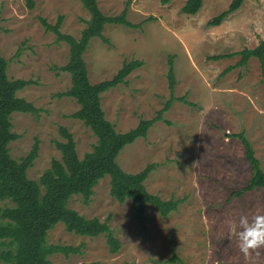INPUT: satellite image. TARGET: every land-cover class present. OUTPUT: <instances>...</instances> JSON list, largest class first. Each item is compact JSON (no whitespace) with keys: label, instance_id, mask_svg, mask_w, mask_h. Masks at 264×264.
<instances>
[{"label":"rangeland","instance_id":"rangeland-1","mask_svg":"<svg viewBox=\"0 0 264 264\" xmlns=\"http://www.w3.org/2000/svg\"><path fill=\"white\" fill-rule=\"evenodd\" d=\"M231 1L203 0L195 15H186L181 12L185 0L166 5L159 0H97L107 17L118 16L127 6L126 20L140 25L106 24L102 35L108 43L93 38L83 54L92 84L111 80L131 60L142 62L125 83L100 95L104 117L114 130L125 133L140 120L155 118L171 95L195 105L172 103L145 138L125 146L116 158L128 174L155 165L144 182L146 190L163 201L181 203L167 218L147 207L140 226L132 217L130 200L120 204L110 196L106 176L93 188L89 204L74 196L68 208L86 219L106 221L120 243L119 251H109L104 235L77 236L59 223L48 232L47 243L79 248V253L53 254L50 264H264V249L259 256L244 259L228 227L241 215L264 214V190L233 194L250 180L251 166L240 140L229 137L243 133L264 171V84L259 62L251 58L238 67L240 56L234 55L264 41V0H245L219 26H208ZM33 2L34 8L28 9L24 0H0V56L7 61L10 80L32 82L16 95L39 113L10 116V131L19 138L8 147L10 157L18 161L38 141V156L26 172L30 180L38 181L51 161L61 157L54 145L64 141L60 127L72 135L79 159L92 151L96 138L71 118L79 107L63 95L70 76L59 68L68 62L69 46L40 23L44 19L54 25L61 17L60 33L79 39L89 13L79 0ZM217 55L225 58L211 59ZM169 56L175 74L172 93ZM230 66L235 68L224 74ZM12 206L0 201V213Z\"/></svg>","mask_w":264,"mask_h":264},{"label":"trees","instance_id":"trees-1","mask_svg":"<svg viewBox=\"0 0 264 264\" xmlns=\"http://www.w3.org/2000/svg\"><path fill=\"white\" fill-rule=\"evenodd\" d=\"M28 9L34 8L33 0H24ZM82 7L89 13L90 19L82 30L79 39L60 33L62 18L59 17L54 25L40 19L46 31L56 35L57 41H64L69 46L68 62L59 68L70 76V87L63 93L73 99L79 109L71 118L82 122L96 138L90 153L78 158L75 142L72 135L63 127L59 128L62 142L56 141L55 148L60 153L59 160L53 159L47 170L38 181L27 177V170L38 156V141L36 140L28 155L18 161L9 154V143L19 138L11 132L10 116L13 113L31 114L37 116L39 109L32 106L17 92L31 85V81L22 79L10 80L7 77V61L0 56V201L7 200L13 204L1 210L0 213V261L5 264H50L48 257L61 253L65 256L78 254L79 248L71 246L48 244V232L61 223L66 232L81 237L96 238L104 235L111 253L120 249V243L113 235L106 221L100 222L97 218L86 219L75 210L68 208V201L79 196L84 205L89 204L93 196V188L104 177H109V194L118 203L130 200L132 217L143 226L146 208L154 207L162 218H167L177 211L181 200L163 201L157 195L150 194L144 182L154 171L155 165L148 164L136 174L124 172L116 162V158L125 146L147 136L148 130L162 120L166 112L175 101L188 106H195L185 97H173L165 103L157 116L152 119L140 120L137 126L125 133H118L114 126L105 119L100 104V95L105 91L125 83V78L135 69L142 66V62L131 60L123 64L111 80L92 84L88 79V71L83 54L93 38H99L104 43L108 40L102 32L106 24L122 25L128 28H139L126 20L127 6L118 16L107 17L99 9L97 0H79ZM166 5L170 0H159ZM245 0H232L227 9L213 17L208 26H219L230 14L238 11ZM203 5V0H185L181 12L186 15H195ZM240 59L236 66H245L251 58L259 62L262 82L264 84V41H260L253 49L245 48L237 54ZM233 55H228L232 57ZM225 58L224 55L212 57L213 60ZM168 87L172 93L175 87L173 56L168 57ZM235 66L228 67L223 73ZM237 138L245 150V158L251 166V178L234 195L252 190H264V171L260 162L254 156L251 144L243 133L231 134ZM177 258L172 257V261ZM81 264H101L99 262Z\"/></svg>","mask_w":264,"mask_h":264},{"label":"clouds","instance_id":"clouds-1","mask_svg":"<svg viewBox=\"0 0 264 264\" xmlns=\"http://www.w3.org/2000/svg\"><path fill=\"white\" fill-rule=\"evenodd\" d=\"M228 227L246 261L260 255V250L264 249V214L241 215L238 221H230Z\"/></svg>","mask_w":264,"mask_h":264}]
</instances>
